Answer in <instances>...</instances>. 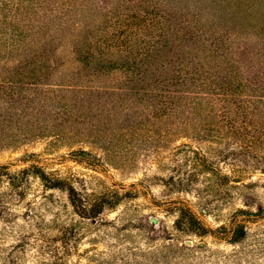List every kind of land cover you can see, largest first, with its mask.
<instances>
[{
  "label": "rangeland",
  "instance_id": "1",
  "mask_svg": "<svg viewBox=\"0 0 264 264\" xmlns=\"http://www.w3.org/2000/svg\"><path fill=\"white\" fill-rule=\"evenodd\" d=\"M44 1L0 0V165L11 178L0 179V264H264V141L216 137L209 108L177 131L158 128L125 97L122 70L97 75L77 60L73 48L101 15L83 12L60 31ZM203 1L201 23L216 34L264 41V0ZM63 85L78 106L61 121ZM6 92L18 97L3 109ZM57 179L101 209L81 217L65 188L46 187ZM181 207L212 230L242 225L244 236L178 230Z\"/></svg>",
  "mask_w": 264,
  "mask_h": 264
},
{
  "label": "trees",
  "instance_id": "2",
  "mask_svg": "<svg viewBox=\"0 0 264 264\" xmlns=\"http://www.w3.org/2000/svg\"><path fill=\"white\" fill-rule=\"evenodd\" d=\"M184 1L187 4L183 7V0L180 4L175 0H45L43 5L55 3L45 20L46 24L57 21L60 31L78 21L83 12L101 15L103 25L73 48L77 60L97 75L122 70L130 83L125 97L142 101L158 128L177 131L180 125L187 127L193 119L197 121L209 108L205 121L213 126L211 131H218L216 137L264 141V121L258 122L262 115L259 103L264 105V41L257 47L245 43L248 40L235 45L232 41L237 39L230 41L228 35L216 34L209 24L201 23L199 8L203 9L206 1ZM215 1L210 0V9H214ZM238 92L245 97L233 95ZM74 94L72 85L61 86V121L69 119L78 106ZM3 95L8 104L3 109L17 101L18 95L13 92ZM185 108L188 114L177 117ZM173 117L177 127L169 130L166 122ZM6 170L0 165V179L5 175L10 181ZM64 182L57 179L46 187L65 188L70 204L81 217L90 218V212L101 209L99 202L89 203ZM175 223L178 230L196 235L218 233L216 237L231 243L244 236L238 224L229 229L206 227L188 207L179 208Z\"/></svg>",
  "mask_w": 264,
  "mask_h": 264
},
{
  "label": "water",
  "instance_id": "3",
  "mask_svg": "<svg viewBox=\"0 0 264 264\" xmlns=\"http://www.w3.org/2000/svg\"><path fill=\"white\" fill-rule=\"evenodd\" d=\"M259 175H262V176H264V172H259Z\"/></svg>",
  "mask_w": 264,
  "mask_h": 264
}]
</instances>
